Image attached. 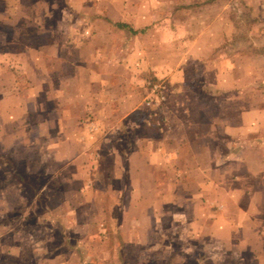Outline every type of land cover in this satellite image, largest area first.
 I'll use <instances>...</instances> for the list:
<instances>
[{
  "label": "rangeland",
  "instance_id": "374dc122",
  "mask_svg": "<svg viewBox=\"0 0 264 264\" xmlns=\"http://www.w3.org/2000/svg\"><path fill=\"white\" fill-rule=\"evenodd\" d=\"M14 2L1 10L14 13ZM18 3L19 14L0 22V52L61 47L7 62L16 81L0 90V264H264V0ZM110 21L149 30L133 36ZM209 24L220 30L207 32ZM204 33L220 44L202 45L210 61L180 64ZM181 70L209 72L210 82L225 72L232 90L211 101L214 88L200 92L196 80L182 113L169 78ZM80 89L106 127L68 102ZM132 106L139 127H116ZM178 118L193 133L212 119L236 127L214 140L225 156L198 164L183 147L165 167L149 164L140 138ZM77 122L89 126L78 138Z\"/></svg>",
  "mask_w": 264,
  "mask_h": 264
},
{
  "label": "crops",
  "instance_id": "0c3cea01",
  "mask_svg": "<svg viewBox=\"0 0 264 264\" xmlns=\"http://www.w3.org/2000/svg\"><path fill=\"white\" fill-rule=\"evenodd\" d=\"M5 1L7 2V0H0V5L2 3H4L5 7L7 8L8 5H6ZM18 1L19 0H15V2H14L15 3L14 10H13L14 13L8 12L10 9L1 10L2 8H0V22H2V21L6 22V17L8 14L9 15L19 14L20 8H21L19 6H22V4H19ZM216 1H218V0H216ZM238 1L241 3L242 0H238ZM249 1H252V0H249ZM245 2H248V0H245ZM17 3L19 6L16 5ZM109 24L112 28H115L117 30H127L128 33L130 35H133V36L138 35L139 33L142 35H145L146 32L149 30L148 27H144L139 32H137L136 34H134V33L132 34V32H130V31L134 32L135 29L131 26L129 27V25H126L125 23L110 21ZM118 24L126 25L127 27L126 28H118L117 27ZM219 28L220 27H217L216 24H214L212 26L209 24V26L205 29L207 32L210 33L211 31L218 32L220 30ZM214 35L216 38L214 40H209L208 37L205 36V33H204V34L198 36L197 38H195V40L191 41L190 46H189L190 49L188 51L184 52V54L181 56V59L179 60L180 64H186V63L187 64H194V65L198 64V63L199 64H205V63L207 64L208 63L207 61H210L209 57H207L208 55H210L209 51L207 54H205V51H203L204 49L202 50L201 48H202V45H205L204 43H209L210 45H212L211 51L213 49L219 47L220 44L217 42V36H216V34H214ZM12 44L16 45L15 43H12ZM60 44H61L60 41L53 42V40L50 42V44L48 43V44L43 45V46H40V45H35V46L26 45L25 46V45H22L19 43L18 46H20V49H22V50L14 51V52H5V51L0 52V90L2 91L3 89H5L4 84H6V83H8L7 87H9V84H11V86L15 85V81H16V78L14 75L15 71L9 72L8 67L10 65L9 64L7 65V62H9L10 60H14V62L16 61L17 63H20L22 65V64H24V61H25L24 54H26L27 52H33L34 51L35 54L41 55V54H44V49H46V50L49 49L54 54V55L52 54V56L58 55L59 50H60L59 48L61 47ZM223 47H225V46H223ZM27 49H29V50H27ZM54 49H55V53L53 51ZM228 58L230 59V56L228 57L226 55V58H225L226 60L225 59H222V60L218 59V61L220 63H229L230 61ZM161 62L166 63V59H164V57H162ZM5 66H6V68H5ZM218 74L215 73V75H213V81L212 82H210V79H209V81L207 79L209 72H199V70L194 71V72L193 71L185 72V71L181 70V72H176L175 74L170 75V77H169L170 82L174 86L173 97L174 98L178 97L179 99L182 98V101H183L182 104L177 105L178 106L177 108H181L182 113L187 112L186 109L182 108L184 106L183 103L185 101H187L185 99H188L187 96L185 95V90L188 89V85H191V83L196 81V80H198V81L200 80L199 81V84L201 85L200 86V92L205 93L209 88H214L213 89L214 91L212 93H210V94L205 93V95L208 96V98H210L211 101H213V97L217 94V92H218V94H220V95L222 94L223 96L225 95V93L226 94L229 93L232 90L231 81L229 80L230 78L228 79V76H227V74H225V72L224 73L218 72ZM9 80L11 83L9 82ZM2 81H5V82L7 81V82L2 83ZM81 90L82 89H80L78 92V98L77 99H74L73 101L68 100V102H71V103L77 102L78 104H80L83 107V113H86L88 111L89 112L92 111L94 113L93 125H95L96 128L97 127H99V128L106 127L107 124H106V122H104L105 121L104 118H100L96 114L97 108H95V104H96L95 100L91 99L90 100V104H91L90 106L91 107L90 106L87 107L88 96H93V95L92 94L86 95L85 92L82 90V92H83L82 93ZM99 92H100V90H99ZM94 96H97L96 93L94 94ZM197 101L200 102L201 99L198 98ZM208 106L209 105L206 102V104H201L200 109H202L206 112L209 110L207 108ZM98 107L100 108V105H98ZM177 108H175V109L172 108L171 110H173V111L176 110V111L180 112ZM102 110L104 112H108V110H110V109H109V106H106ZM125 111L126 112H124V116L118 117V119L115 121V126L119 128L121 126H124V124H127V126H129V127H133V128L139 127L138 125H135L132 122V118L134 117V115H136V112H137V106H135V107L132 106L129 110H125ZM110 112H111V110H110ZM170 118H171V116H168V119H170ZM168 119H165V123L167 122ZM125 122H127V123H125ZM209 123L212 124L210 129H207L206 131H202L201 133H198V132L193 133V128H195V126L193 125L192 128H188L186 121H183V119L178 118L177 121L174 123L173 128L171 126L167 127V130L165 128L166 132L160 131L159 135L156 137L146 136L145 138H143V137L140 138L142 140L139 143H142L145 146L144 151H142V153L144 156L147 157L149 164L153 163V164H157L161 167H165V164L167 165L166 159H165V157H167L166 155H168V158L174 157L177 159L178 153H180L182 151L183 147H186L187 150L190 149L192 151L191 158L196 159V161H198V164L199 163H206V162H200V161H203L205 158L209 159L207 162H213V163L217 162L225 156V153H223L224 151L220 152L217 150V147H216L215 142H214V140H217V141L220 140L218 135H217L219 129H222L223 133H226V135L229 136V134L235 133L236 127L232 128L231 125L229 124V122H225V121H222V124H218L216 121H214V119H212ZM77 124L79 127V129H78V131H79L78 135L79 136L78 135H76V136L78 138V137H81V134H80L81 130L84 128H87L89 126L87 123L85 124L84 122H82V123L77 122ZM246 126L247 125H246L245 121H243L242 127L246 128ZM90 127H91V125H90ZM196 127L200 128V126L199 127L196 126ZM224 142H225V140H224ZM261 143H262V145L258 144V152L264 151V143L263 142H261ZM167 145H173V150H172V148H171V150H168ZM179 145H181V146L179 147ZM250 149L255 150L254 148H250ZM227 152H231L230 149L228 151H226V153ZM228 157L230 158V154ZM198 164H196V165H198ZM259 171L264 172V169L259 170ZM261 234H262L261 236H263V233H261Z\"/></svg>",
  "mask_w": 264,
  "mask_h": 264
},
{
  "label": "trees",
  "instance_id": "16d2710c",
  "mask_svg": "<svg viewBox=\"0 0 264 264\" xmlns=\"http://www.w3.org/2000/svg\"><path fill=\"white\" fill-rule=\"evenodd\" d=\"M117 27H118V28H126L127 26H126V25H120V24H118ZM130 32H132V34H133V33H134V34L137 33V32H135V31H134V32H133V31H130Z\"/></svg>",
  "mask_w": 264,
  "mask_h": 264
}]
</instances>
